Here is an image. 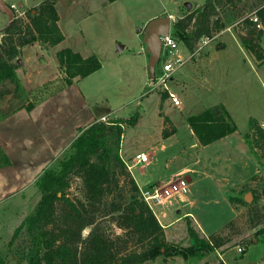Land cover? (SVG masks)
Segmentation results:
<instances>
[{"label":"rangeland","instance_id":"374dc122","mask_svg":"<svg viewBox=\"0 0 264 264\" xmlns=\"http://www.w3.org/2000/svg\"><path fill=\"white\" fill-rule=\"evenodd\" d=\"M72 1L63 0L59 4L62 14ZM78 1L82 3L76 8V19L84 11L91 12L85 21L88 29L85 45L98 59L100 68L65 85L56 58V52L62 46L33 42L22 47V55L18 58L22 63L16 64V74L25 96L11 99L10 95L0 100V117L19 103L33 104L29 112L22 109L0 118V151L10 160L9 166L0 168V256L6 263L17 264L16 245L25 239L21 236L10 247L8 241L15 227L40 198L35 183L43 171L55 168L59 160L67 157L70 144L80 130L96 121L125 120L138 113L137 123L124 128L121 158L131 164L136 153L142 151L150 159L144 165L145 173L155 171L160 174L166 166L174 171L181 168L192 171L187 174L190 181L186 198L193 206L178 199L171 202L182 212L193 213L202 230L209 235L221 231L237 215L233 225L226 229L229 242L203 259L159 257L144 264H264V237L256 234L264 225V212L257 214L254 224L249 223V206L239 205L234 212L226 194L244 179L246 170L242 162L247 158L255 172L235 191L244 187L254 191V196L260 197L258 207L264 201L261 195L264 158L259 166L243 139L250 120L258 122L264 129V62L256 61L242 48L239 36L244 30L237 23L228 25L212 39H207L208 43L201 50L197 49L198 42L191 52L172 36L178 52L185 57L184 64L174 72L169 83L170 91L180 101L179 105H174L168 94L161 99L165 90L149 85L143 30L150 20L167 17V14L175 16L172 20L176 21L189 11L186 3L192 10L205 0H116L113 3L92 0L88 4L85 0ZM6 19L7 16L0 13V31L6 25ZM260 44L264 51V35ZM118 46H123L122 50L118 51ZM163 62L160 57L154 75L160 71ZM6 87L12 89L8 83ZM220 103L226 106L236 131L206 146L196 143L197 147H193L195 139L189 134L185 118ZM172 127L176 129L174 133ZM164 129L172 134L162 137ZM162 145L165 151L159 150ZM256 152L260 157L264 155L262 150ZM131 171L138 179V167L134 166ZM66 193L72 200L82 199V183L77 175L70 176ZM247 194L251 196V192ZM251 200L249 198L247 202ZM160 210L167 216L160 220L163 224L179 218L175 208L157 206L156 215ZM190 225L196 227L193 221ZM101 228L111 238L123 233L107 221ZM89 229L82 230V238L87 236ZM172 230L167 235L164 232L167 242L180 248L191 245L186 218H181ZM128 247L134 248L133 240ZM238 248L242 251L238 252Z\"/></svg>","mask_w":264,"mask_h":264},{"label":"trees","instance_id":"16d2710c","mask_svg":"<svg viewBox=\"0 0 264 264\" xmlns=\"http://www.w3.org/2000/svg\"><path fill=\"white\" fill-rule=\"evenodd\" d=\"M107 1L113 3L116 0ZM23 12L26 19L13 17L0 31V100L10 95L11 99H22L26 94L16 74V60L22 47L33 42L52 47L64 39L57 25L55 0H43ZM233 23L244 30V34L239 36L242 48L263 63L260 39L264 35V0H205L174 21L170 35L191 52L200 39H212ZM56 58L65 85H71L74 80L100 68L95 55L82 57L70 48L57 51ZM7 83L12 89L6 87ZM166 96L164 92L161 99ZM22 109L29 112L33 104L19 103L0 118ZM138 118V113H135L125 120L96 121L81 129L70 144L67 157L59 160L55 168L42 172L35 183L40 198L13 230L8 241L10 247L21 236L25 239L16 245L17 264H144L159 257L174 256L201 260L229 242L226 229L233 225L234 219L221 231L204 237L196 227H191L189 217L185 218L191 245L180 248L166 241L163 227L143 201L119 154L124 128L135 125ZM185 120L195 140L202 146L236 131V125L222 104L189 115ZM175 130L172 127L171 132ZM172 133L164 129L162 137ZM243 138L258 165H262L264 155L260 157L256 150L264 152V129L258 122L250 120ZM9 165V158L0 151V168ZM71 175H77L82 183V199L77 201L66 193ZM235 190L230 189L226 193L230 205L234 209L239 205L249 206L247 220L254 224L257 214L264 212V201L258 207L260 197L254 196V191L245 187ZM248 192H251L250 203L245 198ZM261 195L264 197V188ZM106 221L121 229L122 235L111 238L106 234L101 228ZM87 227L89 232L82 238L81 232ZM256 234L264 237V225ZM131 240L134 248L128 247ZM0 264L9 263L0 256Z\"/></svg>","mask_w":264,"mask_h":264},{"label":"crops","instance_id":"0c3cea01","mask_svg":"<svg viewBox=\"0 0 264 264\" xmlns=\"http://www.w3.org/2000/svg\"><path fill=\"white\" fill-rule=\"evenodd\" d=\"M4 1L8 4V0H4ZM9 1H10V3L8 5H11V4H15L16 5L17 3L21 2L22 3V7L20 9L22 11L25 10V9H29V8L35 7V6H37L40 3V1L33 2L32 0H9ZM62 1L63 0H55V9H56V12H57V15H58L57 25H58L61 33L64 36V39L62 40V42H60L59 44H57L56 47L57 46H62V49H64V48H70L74 52L79 53L82 57H87V56L93 55L91 53V50L88 48V46L85 45V43L87 42V40H86V36H87L86 33L88 31V29L85 26V21H86V19H88L91 16V12H89L90 10L89 11L88 10L87 11H84L83 14H82V16H80V18L76 19L75 18L76 8L78 6H80V4L82 2H80L78 0H74L72 2H69L68 5H67V7H66V9H65V11H64V14H62V12H60V10L58 9L59 4ZM90 1H92V0H85V3L88 4V3H90ZM87 4H84V5H87ZM0 13L1 14H4L1 11H0ZM4 16L6 17V14H4ZM167 16L168 17H171V19L172 18L175 19L174 18L175 16H173L171 14H167ZM177 18H180V17H177ZM5 23H6V25L8 24V18L6 19V22ZM21 55H22V48H21L20 56ZM220 104H222V103H220ZM222 105L226 108V106L224 104H222ZM226 110H227V108H226ZM103 117L104 116H102L101 118H103ZM231 119H232V117H231ZM188 129H189V127H188ZM189 134H190V136H192L194 138V136H193V134H192V132H191L190 129H189ZM196 143H197V141L195 140V143H193V147H197L196 146ZM159 150L160 151H165V146L162 145L159 148ZM138 153H144V152L141 151V152H137L136 154H138ZM121 157H122V155H121ZM137 167L140 170L139 171L140 174H139V178L138 179H136L133 176L132 171H130V173H131L133 179L135 180L138 188L141 189V190H148V189H151V188L156 187V186L157 187L158 186H165L169 182H171L172 179L175 176H177V175H182L183 177L186 176V178L190 181V177L187 176V174H190L192 172V171H189L188 168H183V169L181 168V170H179V171H174V170H172V168H169L168 166H166L167 168H166L165 171H163V173L156 174L155 171H149L148 173H145V171H143V168L145 166H137ZM242 167L245 168V170H246L243 173L244 179L243 180H240V182L236 183V187L233 188V189H236L239 185H241L246 179H248L255 172V171H253L252 165L248 161L247 158H243ZM180 202L187 203L188 202V199L186 197L185 198H182V201H180ZM188 203H190L189 204L190 206H193V202H188ZM175 205H176V203L170 202V203H166V204L160 205V206H164L165 208H175L176 214L179 215V218L178 219L173 218L169 222L163 224L160 220H162L165 217L167 218V216H166V214H165V212L163 210H160L158 212V215L155 216L156 219L158 220L159 224L163 227L164 232H165L166 235L181 220V218H185V217H189L194 222L197 230L200 231V233L204 237H207L209 235L208 233H206V232H204L202 230L201 223L199 222V220H197L195 218V215L193 213H191L189 211L182 212L181 211V208H179V207H177ZM232 208H233V210L235 212L236 210L234 209V207H232ZM236 216L233 219H235Z\"/></svg>","mask_w":264,"mask_h":264},{"label":"built area","instance_id":"2783aa9c","mask_svg":"<svg viewBox=\"0 0 264 264\" xmlns=\"http://www.w3.org/2000/svg\"><path fill=\"white\" fill-rule=\"evenodd\" d=\"M9 8L12 10L14 18L24 19V12L18 8L17 5L11 4L9 5ZM253 20L256 21L255 18ZM160 41V57L161 60L164 59V62L161 64L160 71L154 75L153 79H150L149 85L153 88L161 87L167 92L171 103L174 105H179L180 101L178 100L177 96L172 91H170L169 83L174 72L181 68L184 64L185 57L180 52H178L179 48L170 34L168 36L161 37ZM199 42L200 44L197 49L201 50L208 43V40L207 38H202L199 40ZM123 161L127 167V170L130 172L134 166H144L150 161V159L145 153H138L133 157V159H131V164L125 160ZM139 192L145 204L156 216L155 208L157 206L170 203L175 199L182 201V198L186 197V195L189 193V180L182 175H177L165 186H156L148 190L139 189ZM241 251L242 249L238 248V252Z\"/></svg>","mask_w":264,"mask_h":264},{"label":"water","instance_id":"95a60500","mask_svg":"<svg viewBox=\"0 0 264 264\" xmlns=\"http://www.w3.org/2000/svg\"><path fill=\"white\" fill-rule=\"evenodd\" d=\"M18 8L22 7V3L16 4ZM187 10H190V4L186 3ZM0 11L6 14L8 22L13 18V12L9 8V5L4 1L0 0ZM173 20L171 17H160L150 20L144 27L143 30V43L145 44V52L148 54L147 70L150 79L154 78V69L156 62L158 61L161 54V37L168 36L170 34L171 25ZM123 46H118L117 50H122ZM16 63L21 64V60L17 59ZM246 200L250 198V194L246 195Z\"/></svg>","mask_w":264,"mask_h":264}]
</instances>
